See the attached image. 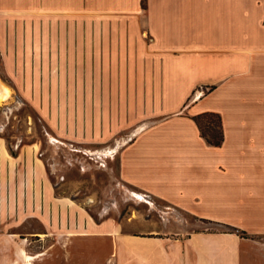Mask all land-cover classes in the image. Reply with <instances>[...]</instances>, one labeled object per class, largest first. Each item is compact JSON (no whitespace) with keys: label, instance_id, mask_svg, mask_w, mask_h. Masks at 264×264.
Masks as SVG:
<instances>
[{"label":"crops","instance_id":"obj_1","mask_svg":"<svg viewBox=\"0 0 264 264\" xmlns=\"http://www.w3.org/2000/svg\"><path fill=\"white\" fill-rule=\"evenodd\" d=\"M1 28L58 138L121 144L123 182L216 226L98 222L54 198L76 226L25 264H264V0H0ZM207 112L220 145L197 122Z\"/></svg>","mask_w":264,"mask_h":264},{"label":"rangeland","instance_id":"obj_2","mask_svg":"<svg viewBox=\"0 0 264 264\" xmlns=\"http://www.w3.org/2000/svg\"><path fill=\"white\" fill-rule=\"evenodd\" d=\"M7 23L11 42L15 26L22 30L21 20ZM4 56L0 47V83L11 89L0 104V264H25L31 254L55 243L56 233L72 231L74 210L62 213L54 198H64L72 208L79 205L98 222L114 217L175 231L216 227L123 182L118 171L121 144L94 146L58 138L49 117L52 108L39 106L38 83L30 82L36 76L21 65L13 73V59ZM22 180L27 186L18 185ZM44 198L47 203L55 201L46 211ZM49 231L52 235H47Z\"/></svg>","mask_w":264,"mask_h":264},{"label":"trees","instance_id":"obj_3","mask_svg":"<svg viewBox=\"0 0 264 264\" xmlns=\"http://www.w3.org/2000/svg\"><path fill=\"white\" fill-rule=\"evenodd\" d=\"M203 136L213 145H220L223 141V131L221 116L214 112H207L197 117ZM230 230L238 232L242 236H248L245 231L238 230L236 227L229 226Z\"/></svg>","mask_w":264,"mask_h":264},{"label":"bare ground","instance_id":"obj_4","mask_svg":"<svg viewBox=\"0 0 264 264\" xmlns=\"http://www.w3.org/2000/svg\"><path fill=\"white\" fill-rule=\"evenodd\" d=\"M11 95V89L5 84V83H0V104L10 97ZM22 254L25 253V251L22 249Z\"/></svg>","mask_w":264,"mask_h":264}]
</instances>
